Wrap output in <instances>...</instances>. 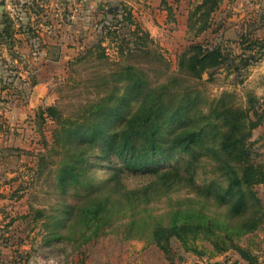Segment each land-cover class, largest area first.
<instances>
[{
  "label": "trees",
  "instance_id": "obj_1",
  "mask_svg": "<svg viewBox=\"0 0 264 264\" xmlns=\"http://www.w3.org/2000/svg\"><path fill=\"white\" fill-rule=\"evenodd\" d=\"M161 2L167 6V0ZM223 2L192 4L187 20L191 40L176 57V71L136 25L132 41H118L119 61L88 80L95 98L70 115L57 106L36 112L42 123L50 119L56 124L53 148L39 154L37 166L39 178L53 174L55 202L30 206L20 219L42 222L49 241L78 251L114 232L124 240L154 244L170 264L178 256L174 241L198 256L234 251L244 264H263L259 249L240 240L264 228V204L255 189L264 186V163L257 161L252 140L254 130L264 125V106L252 92L245 106L233 92L210 98L203 79L208 74L213 81L231 57L222 44L199 39L221 30L214 16ZM125 12L124 20L135 24L131 11ZM4 24L0 41L11 50L14 21L6 16ZM251 25L238 44L242 55L250 54L255 62L264 58V38L255 37ZM117 35L108 31V36ZM105 50L99 40L79 60L107 65ZM176 157V164L164 162ZM99 168L110 173L97 181ZM128 178L147 180L130 188ZM162 201L163 211L154 209Z\"/></svg>",
  "mask_w": 264,
  "mask_h": 264
},
{
  "label": "rangeland",
  "instance_id": "obj_2",
  "mask_svg": "<svg viewBox=\"0 0 264 264\" xmlns=\"http://www.w3.org/2000/svg\"><path fill=\"white\" fill-rule=\"evenodd\" d=\"M196 1L167 0L165 7L161 0H63L61 11L67 23L63 38L69 43V50L64 52L65 59L45 64L38 59L31 67L20 65L16 69L5 67V60L0 59V79L14 73L20 77L14 88L5 85L7 82H0V90L7 86V94L12 95L11 99L0 98V105H3L0 106V130L3 131L0 134V264H170L154 244L144 240H124L122 233L110 232L78 251L72 245L49 241L42 222L36 225L19 217L27 214L30 206L46 208L55 202L50 188L53 174L39 178L37 166L39 154H47L53 148L56 124L50 119L42 123L36 112L57 106L65 115H70L95 98L93 87L87 85L88 80L108 72L119 61L118 41H132L136 25L150 35L157 51L167 59L171 72L176 71V57L191 40L187 20ZM11 2L13 0L8 5ZM258 3L264 6V0H224L214 16L215 25L222 23L221 30L218 33L208 31L199 38L222 44L231 55L229 62L217 70L213 81H208V74L203 76L210 98L233 92L236 102L245 106L246 94L252 92L261 97L260 103L264 106V64L242 65L252 58L250 54L243 56L238 44L241 33H245L253 21L252 13ZM41 4L43 6L38 5L37 12L53 13L54 7H48L45 2ZM126 10L131 11L135 24L124 20ZM244 15L250 17L248 21H243ZM109 30L117 31V37L108 36ZM99 40H103L108 64L94 60L80 62L86 49ZM21 53L25 58L28 50L21 49ZM237 65H240L239 70ZM27 68L31 70L29 80L28 76H20L25 75ZM12 99L15 100L12 105L8 104ZM29 99L33 101L30 112L25 110L19 114L21 116L7 118L3 108L28 107ZM252 140L255 141L257 161L264 163V125L254 130ZM164 162L173 165L178 163V158ZM109 173L107 168H99L94 178L100 181ZM146 180L126 179L130 188L145 184ZM255 189L264 204V186ZM164 206L165 201L153 205L159 211H163ZM241 242L243 245L251 243L259 249L264 260V228ZM201 245L207 251L212 249L208 243ZM173 246L178 254L176 264H232L236 260L244 264L234 251L215 257L209 253L198 256L185 252L176 241Z\"/></svg>",
  "mask_w": 264,
  "mask_h": 264
},
{
  "label": "crops",
  "instance_id": "obj_3",
  "mask_svg": "<svg viewBox=\"0 0 264 264\" xmlns=\"http://www.w3.org/2000/svg\"><path fill=\"white\" fill-rule=\"evenodd\" d=\"M11 0H0V5H3V11L0 13V30H3L5 27L4 21L6 16H9L14 21V39L15 44L11 47V50L7 48V45L0 41V59H4L5 67L10 66L14 69L20 68V65L25 67H31L32 64H35L38 59L45 64L50 62H60L66 58L65 50H69V43L63 38L66 30V20L65 16L62 14L63 0H44L43 2L47 3L48 7H54L53 13L50 15H45L44 13L40 14L37 12L38 5L43 6L42 1L40 0H13L10 5ZM260 1V0H259ZM261 3V2H260ZM260 3L257 4L256 10L252 13L253 21L255 23V35L259 38H264V10ZM243 21H248L249 16L245 17ZM252 18V17H251ZM42 37V38H41ZM21 49L28 50L27 56L24 58ZM38 51V52H37ZM42 53V54H41ZM41 54V55H40ZM40 55V57H38ZM252 64H264V58L259 59L258 61L252 62ZM248 61V63H249ZM246 65V63L244 62ZM2 69V66H0ZM16 72V71H14ZM31 70L26 69L25 75L22 74V78L29 80L31 78ZM27 73L29 75H27ZM19 76L8 74L7 77H1V82L6 83L5 85L11 86L14 88L19 81ZM3 80V81H2ZM23 80L22 82H25ZM5 86V87H7ZM6 90H0V98L11 99L12 95L7 94ZM34 93V92H33ZM33 95V94H32ZM9 96V97H8ZM34 97V95H33ZM30 100V99H29ZM15 100L12 99L11 103ZM7 102V101H6ZM28 107H14L11 109L3 108L7 118L12 117V115L21 116L19 114L24 113L25 110L30 112L31 107H33V101L29 102ZM3 106V105H0ZM1 128V127H0ZM3 131L0 130V134ZM260 254V259L264 264V260Z\"/></svg>",
  "mask_w": 264,
  "mask_h": 264
},
{
  "label": "water",
  "instance_id": "obj_4",
  "mask_svg": "<svg viewBox=\"0 0 264 264\" xmlns=\"http://www.w3.org/2000/svg\"><path fill=\"white\" fill-rule=\"evenodd\" d=\"M3 5H0V13H2V11H3Z\"/></svg>",
  "mask_w": 264,
  "mask_h": 264
}]
</instances>
